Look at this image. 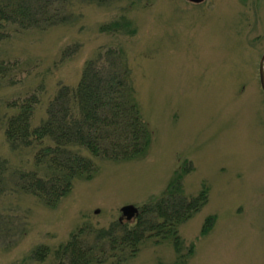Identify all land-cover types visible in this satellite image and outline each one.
Listing matches in <instances>:
<instances>
[{
  "label": "rangeland",
  "instance_id": "rangeland-1",
  "mask_svg": "<svg viewBox=\"0 0 264 264\" xmlns=\"http://www.w3.org/2000/svg\"><path fill=\"white\" fill-rule=\"evenodd\" d=\"M63 14L53 24L0 32V60L17 63L0 79V158L8 166L0 264H54L53 250L80 227L90 236L119 232V221L132 228L178 174L186 195L207 190L205 204L177 226L179 250L172 238L151 235L133 254L107 249L106 260L92 264H264V0H69ZM126 20L127 29L110 25ZM109 49L121 50L130 69L150 144L121 161L83 151L95 163L92 176L76 178L47 205L15 186L18 172L42 169L34 147L6 140V118L16 112L8 103L37 95L31 126L39 125L59 84L76 87L85 63ZM128 204L138 208L131 219L120 211ZM39 247L51 252L37 258Z\"/></svg>",
  "mask_w": 264,
  "mask_h": 264
},
{
  "label": "trees",
  "instance_id": "trees-1",
  "mask_svg": "<svg viewBox=\"0 0 264 264\" xmlns=\"http://www.w3.org/2000/svg\"><path fill=\"white\" fill-rule=\"evenodd\" d=\"M68 1L0 0V32L8 25L28 28L62 21L66 18L63 10ZM129 24L127 20L110 23L115 28L126 29ZM134 32L129 30V34ZM16 67V62L0 60V79L10 78ZM134 91L122 51L109 49L85 63L76 87L59 84L48 101L46 119L39 125L31 126L37 95L8 103L16 112L6 118V140L15 149L34 147L35 165L42 169L18 172L15 186L36 195L47 205H54L70 191L76 178L92 176L95 163L83 151L95 159L114 161L144 154L151 132L141 116ZM44 139L50 143H44ZM7 173V163L0 158V183L5 181ZM206 201V188L196 196L186 195L178 174L160 199L141 207L132 228L119 221V232L111 227L90 236L80 227L53 250L54 264L101 263L109 256L107 249L121 250L125 246L133 254L138 244L151 235L172 238L178 251L177 226ZM213 220V216L207 217L202 232L208 231ZM50 252L48 247H39L33 254L45 258Z\"/></svg>",
  "mask_w": 264,
  "mask_h": 264
},
{
  "label": "water",
  "instance_id": "water-1",
  "mask_svg": "<svg viewBox=\"0 0 264 264\" xmlns=\"http://www.w3.org/2000/svg\"><path fill=\"white\" fill-rule=\"evenodd\" d=\"M190 2H194V3H199L203 0H188ZM259 81L261 84V87L264 91V54L260 57L259 60ZM121 211V215L126 217L127 219H131L132 217H134L135 215H137L138 213V208L135 207L134 205L128 204V205H124L120 208ZM121 220V218H120Z\"/></svg>",
  "mask_w": 264,
  "mask_h": 264
}]
</instances>
